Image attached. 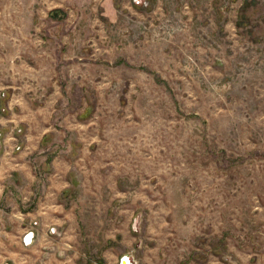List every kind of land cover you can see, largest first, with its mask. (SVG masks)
Returning <instances> with one entry per match:
<instances>
[{
  "label": "rangeland",
  "instance_id": "1",
  "mask_svg": "<svg viewBox=\"0 0 264 264\" xmlns=\"http://www.w3.org/2000/svg\"><path fill=\"white\" fill-rule=\"evenodd\" d=\"M10 124L73 209L40 246L6 205L0 264H264V0H0Z\"/></svg>",
  "mask_w": 264,
  "mask_h": 264
},
{
  "label": "crops",
  "instance_id": "2",
  "mask_svg": "<svg viewBox=\"0 0 264 264\" xmlns=\"http://www.w3.org/2000/svg\"><path fill=\"white\" fill-rule=\"evenodd\" d=\"M7 127L0 126V210L10 205L25 218H38L34 240L37 237L36 242L42 246L40 240L54 232L52 224L72 216L73 207L67 206V195L71 196L66 167L69 155L62 150L48 159L44 153L55 147L56 134L50 140L53 135L46 131L34 134L30 130L16 131L14 124Z\"/></svg>",
  "mask_w": 264,
  "mask_h": 264
},
{
  "label": "water",
  "instance_id": "3",
  "mask_svg": "<svg viewBox=\"0 0 264 264\" xmlns=\"http://www.w3.org/2000/svg\"><path fill=\"white\" fill-rule=\"evenodd\" d=\"M30 238H31V234L30 233H27L25 235V238L24 239H25L26 242H28V241H30ZM120 264H129V257L127 255H123L121 257Z\"/></svg>",
  "mask_w": 264,
  "mask_h": 264
},
{
  "label": "built area",
  "instance_id": "4",
  "mask_svg": "<svg viewBox=\"0 0 264 264\" xmlns=\"http://www.w3.org/2000/svg\"><path fill=\"white\" fill-rule=\"evenodd\" d=\"M129 264H130V260H129Z\"/></svg>",
  "mask_w": 264,
  "mask_h": 264
}]
</instances>
